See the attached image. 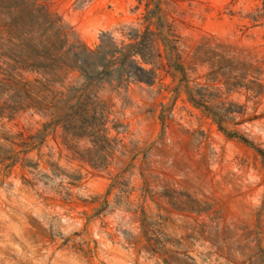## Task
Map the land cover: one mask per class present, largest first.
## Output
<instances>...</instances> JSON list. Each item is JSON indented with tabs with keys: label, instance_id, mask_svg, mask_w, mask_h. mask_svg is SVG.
<instances>
[{
	"label": "rangeland",
	"instance_id": "1",
	"mask_svg": "<svg viewBox=\"0 0 264 264\" xmlns=\"http://www.w3.org/2000/svg\"><path fill=\"white\" fill-rule=\"evenodd\" d=\"M0 264H264V0H0Z\"/></svg>",
	"mask_w": 264,
	"mask_h": 264
},
{
	"label": "trees",
	"instance_id": "2",
	"mask_svg": "<svg viewBox=\"0 0 264 264\" xmlns=\"http://www.w3.org/2000/svg\"><path fill=\"white\" fill-rule=\"evenodd\" d=\"M127 48H129L131 50L132 48H134V45H132V46L129 45ZM133 55H139L141 57V59L145 62V60L143 59V55H142L140 50L139 51L137 50V51L132 52V53L128 52L125 59H128V58L132 57ZM149 74L152 76V79H153V74L152 73H149ZM145 83H148V82H145Z\"/></svg>",
	"mask_w": 264,
	"mask_h": 264
}]
</instances>
